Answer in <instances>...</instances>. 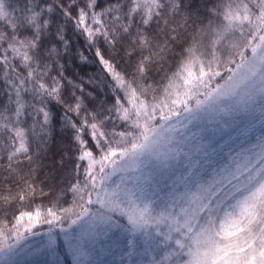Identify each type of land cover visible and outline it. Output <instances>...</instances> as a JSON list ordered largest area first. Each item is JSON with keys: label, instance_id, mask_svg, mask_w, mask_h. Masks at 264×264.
<instances>
[{"label": "snow or ice", "instance_id": "1", "mask_svg": "<svg viewBox=\"0 0 264 264\" xmlns=\"http://www.w3.org/2000/svg\"><path fill=\"white\" fill-rule=\"evenodd\" d=\"M254 112L264 0H0V264H264Z\"/></svg>", "mask_w": 264, "mask_h": 264}, {"label": "rangeland", "instance_id": "2", "mask_svg": "<svg viewBox=\"0 0 264 264\" xmlns=\"http://www.w3.org/2000/svg\"><path fill=\"white\" fill-rule=\"evenodd\" d=\"M243 122L245 124H248L249 122L254 124V127L249 133L251 137L255 138L260 136L261 134H264V123L260 122V114L258 112H254L251 115L244 116ZM92 259L95 260L96 264H128L126 258L124 260H121L120 256L118 254H115L114 252H105L104 254L99 255L94 254ZM134 259H139V257H134Z\"/></svg>", "mask_w": 264, "mask_h": 264}, {"label": "trees", "instance_id": "3", "mask_svg": "<svg viewBox=\"0 0 264 264\" xmlns=\"http://www.w3.org/2000/svg\"><path fill=\"white\" fill-rule=\"evenodd\" d=\"M88 72H92L93 69L91 67H89L88 69H86Z\"/></svg>", "mask_w": 264, "mask_h": 264}]
</instances>
